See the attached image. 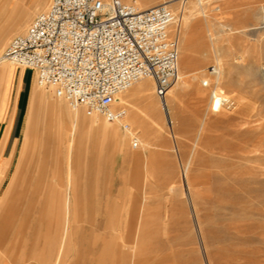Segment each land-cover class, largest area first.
Here are the masks:
<instances>
[{"label":"rangeland","instance_id":"rangeland-1","mask_svg":"<svg viewBox=\"0 0 264 264\" xmlns=\"http://www.w3.org/2000/svg\"><path fill=\"white\" fill-rule=\"evenodd\" d=\"M51 2L0 0V36L10 32L0 49V121L7 111L11 120L22 91L15 122L19 127L16 137L21 138L0 189V264H102L103 258V264L116 263L118 256L114 258L110 249L104 251L98 245L113 234L104 233V225L113 216L117 224H125L131 217V225L138 226L135 248L133 243L123 247L122 240H117L122 257L119 264H134L140 256L144 258L141 264H264V0L203 2L228 79L220 93L231 103L222 106L211 101L212 86L202 81L213 77L208 72L218 59L208 22L201 15L202 6L197 0H156L157 5L167 2L174 11L170 31L179 38V67L186 83L171 106L172 124L165 118L153 80L148 109L130 87L117 102L118 107L128 110L125 122L132 127L130 132L120 123L73 109L64 99L55 97L51 89L39 86L32 69L1 61L12 39L25 34ZM24 12L29 17L17 29L19 15ZM188 21L198 23L193 33L186 31ZM198 71L205 75L195 80ZM176 82L169 94L176 84L179 86ZM54 102L58 107L62 103L61 109L65 107L64 118L51 110ZM69 112L80 114L75 121L80 131L71 129ZM231 117L237 118L238 132L233 130ZM96 121L117 129L118 148L114 139L91 131ZM57 133L60 147L56 157L62 164L54 167L49 160ZM134 137L139 139L137 147ZM27 138L31 156L47 158L36 173H27L28 177L41 179L44 193L41 199H29V193L23 190L17 199L23 205L15 199L16 203L7 206L1 197ZM14 141L11 139L4 160ZM75 146L81 148L79 161L86 165L81 169L67 166V149ZM75 156L72 150L69 160ZM57 220L61 228L48 232ZM99 221L103 227L95 230ZM143 228L146 233L152 228L155 235L138 236ZM139 247H143L141 251ZM109 257L114 261L108 262Z\"/></svg>","mask_w":264,"mask_h":264},{"label":"built area","instance_id":"built-area-1","mask_svg":"<svg viewBox=\"0 0 264 264\" xmlns=\"http://www.w3.org/2000/svg\"><path fill=\"white\" fill-rule=\"evenodd\" d=\"M174 19L166 3L140 10L123 0H52L25 34L12 39L2 60L35 71L38 85L73 109L128 130V110L117 106V96L151 77L157 96L166 99L178 80ZM230 103L223 98L222 105Z\"/></svg>","mask_w":264,"mask_h":264},{"label":"bare ground","instance_id":"bare-ground-1","mask_svg":"<svg viewBox=\"0 0 264 264\" xmlns=\"http://www.w3.org/2000/svg\"><path fill=\"white\" fill-rule=\"evenodd\" d=\"M110 0H105V2H109ZM194 1V0H193ZM9 2V1H8ZM203 2L204 0H197V3L200 4L201 6L203 5ZM136 4H139L137 5V7H140V10H143V9H146V8H149V7H152V6H156V0H136L135 1ZM163 3H166L167 2H163ZM8 4V3H7ZM201 15L202 17H204V19L208 22V32H209V36H210V39L212 40L213 44H214V53L216 54L217 56V60H216V65L214 66H211L209 71L211 72H208L210 73L211 75H213V77H206L204 78L202 81L204 83V85L206 86H212V90H211V96H210V99L213 103H215L216 105L218 106H222V100L224 97H226L225 95H222L220 93V88L227 84L228 83V79L226 78L227 76L225 75V72L223 70V66H222V63L220 62V54H219V50L217 48V46H215V38L213 37L212 35V31H211V28H210V15H209V12L202 6V12H201ZM29 17V14L27 12H24L23 14H20L19 15V18L17 20V24H16V28L19 29L21 28L25 22L27 21ZM185 17V16H184ZM198 24V23H197ZM196 22H193L192 24L190 23L189 24V21L186 22V31L189 33H193L194 32V28L197 26ZM264 27V26H263ZM176 32H179V31H176ZM10 36V32H6L4 34H2L0 36V49L2 48V46L4 45V43L6 42V40L9 38ZM218 36V35H217ZM178 40L179 38L176 37ZM230 42V41H229ZM186 43V39H184V44ZM180 50V49H179ZM182 54V53H181ZM179 54V55H181ZM203 59L206 58V56L203 54ZM2 58H3V55L1 57V61H2ZM209 58V57H207ZM238 64V63H237ZM250 64V63H249ZM234 66V65H232ZM250 66V65H249ZM248 66V67H249ZM212 67H213V71H212ZM256 67V66H255ZM258 67V66H257ZM245 69V68H244ZM263 75H264V66H263ZM231 70V69H230ZM246 70V69H245ZM227 71V70H226ZM178 72H179V76H178V80L177 82L179 83L177 86L176 84V88L174 89L173 93L167 95L166 99H160V104L162 105L163 103V112H164V115H165V118L167 119V121H169V123H173L172 121V116H171V106L172 104L175 102L176 103V100L180 97V91L182 90V85L183 83H186V80H184V71L182 70L181 67H179L178 65ZM248 72V71H247ZM255 72V71H254ZM253 72V73H254ZM209 74V75H210ZM205 75V73H202L201 71H198L194 76L193 78L195 80L199 79L201 76ZM260 76V75H259ZM261 77V76H260ZM152 78L151 77H145V78H142L140 79L138 82H136L135 84H133L131 87V92L137 96L136 99H138L139 101H143L146 105V109L149 108L150 106V95L152 96V92H150V90H152L153 86H152ZM154 81V80H153ZM176 82V83H177ZM185 85V84H184ZM211 88V87H210ZM130 89V88H129ZM129 89L121 92L118 96H117V100L119 99H122V97H124V94L127 93L129 91ZM197 91L199 93H201V88L199 86L196 87ZM198 93V94H199ZM133 97V96H132ZM134 98V97H133ZM126 101V100H125ZM129 100H127L126 102H128ZM210 101V102H211ZM132 102H133V99H132ZM129 103V102H128ZM58 103L54 102V104L51 106V110L54 109V111L56 112V114L59 116V118H64L65 114H64V110L65 107L62 108V103H60V106L61 107H58L57 106ZM64 106V105H63ZM133 106V105H132ZM160 106V105H159ZM128 107V105H127ZM137 108V106H135V109ZM80 110V109H78ZM82 110V109H81ZM162 110V109H161ZM83 111V110H82ZM136 112L138 113V111L136 110ZM151 113V112H150ZM141 114V113H140ZM152 114V113H151ZM68 115L70 116V119L72 120V124H71V129H75V131H80L81 129H77V125H75V121H78L79 117H80V114L77 113L76 114H71L70 112L68 113ZM129 115V113H128ZM127 115V118H126V121L128 120V116ZM153 115V114H152ZM209 116V115H208ZM142 117V115L140 116ZM208 119V118H205V120ZM142 120V119H141ZM231 120L230 121L233 125V130L238 132L237 130V127L239 126L235 120H237L236 117H231ZM152 121H154V115L152 117ZM246 121V120H244ZM243 121V122H244ZM135 122V121H134ZM144 122V121H143ZM116 123H120L122 124V122H116ZM138 123V122H137ZM230 123V124H231ZM239 123V122H238ZM69 124V123H68ZM129 124V123H128ZM155 124V123H153ZM170 124V125H171ZM241 124V123H240ZM65 125V124H64ZM100 122L96 121V123H93L92 126H91V131H93L94 134H96L97 132L99 133H102L104 135L105 138H112L114 139V145L116 148L119 147V138H118V131L117 129H111L108 125H101ZM130 125V124H129ZM158 125V124H157ZM155 126V125H154ZM76 127V128H75ZM145 127V126H144ZM132 127L130 126V128L128 129V131L130 132L132 129ZM139 128V127H138ZM62 130V129H61ZM246 130V129H245ZM249 130V129H248ZM244 131V130H243ZM242 131V132H243ZM246 132V131H245ZM244 132V133H245ZM29 133V132H28ZM235 133V132H234ZM241 134V133H240ZM239 136V135H238ZM55 137V136H54ZM72 137V136H71ZM204 137V136H203ZM238 138V137H236ZM58 133L54 139L56 145H55V149L53 150L52 154H51V159L49 160L51 165L55 167L56 164H58V166H61L62 162L59 160V158L56 157V154H57V149L60 147V143L58 142ZM138 141V145H139V139L137 137H134L133 138V144H134V141ZM237 141V140H236ZM201 142V141H200ZM29 146H30V139L27 138V143L25 145V148L22 152V155L20 157V159L18 160L17 162V165L14 169V172L12 174V176L10 177V181L8 183V186L6 188V191L3 192L2 194V197L1 199H3V203L7 204V206L9 205V203H13L15 202L17 199H19V195L18 194H21L23 192V190H26V192L29 193V199H41V197L43 196V193H44V187H42V184L40 183L41 182V179L39 177H34V176H31V177H28L27 176V173H36L38 170L37 168H40L42 165H45V163H47V158H44V160H41L38 155L36 154H33L31 156L30 154V151H29ZM32 147V145H31ZM241 148V145L239 146ZM74 151L75 152V157L73 160H69V156L71 155V151ZM67 154H68V157H67V166L68 167H78V168H83V167H86L85 163L81 164V162L79 161V157H80V153H81V148L78 147V146H75L74 148L70 149L68 148L67 149ZM34 153H37V148L35 149V152ZM36 155V156H35ZM72 164V165H71ZM59 168V167H58ZM188 169H189V166L188 164L186 165L185 167V178L188 182ZM85 170V168H84ZM70 171V170H69ZM6 173L4 174L3 178L6 177ZM69 177V176H68ZM189 185V184H188ZM2 187V181L0 183V189ZM183 188V187H182ZM16 199V200H15ZM19 200H17L18 202ZM20 203L23 202V201H19ZM102 202V201H101ZM133 202V201H131ZM16 203V202H15ZM31 203V201H30ZM36 203V202H35ZM146 203V202H145ZM22 204V203H21ZM20 204V205H21ZM34 204V203H33ZM142 204V203H141ZM19 206V204H17ZM23 205V204H22ZM127 206V205H126ZM21 209H23L22 206H20ZM41 207V206H40ZM92 207V206H91ZM122 207V206H121ZM3 208V207H2ZM37 208V207H36ZM35 208V209H36ZM193 208V207H192ZM33 209V208H32ZM194 209H195V206H194ZM130 210V209H129ZM34 211V210H33ZM32 211V212H33ZM25 212V211H24ZM31 212V211H30ZM31 212V213H32ZM143 213V212H142ZM249 213V212H248ZM247 213V214H248ZM112 214V213H111ZM15 215V214H14ZM34 215V214H33ZM117 215V214H116ZM144 215V213H143ZM111 216V215H110ZM120 216V214H119ZM126 216V215H125ZM264 218V213L262 215ZM121 217V216H120ZM42 218V217H41ZM40 218V219H41ZM119 218V217H118ZM135 218V217H134ZM29 219V218H28ZM112 220L109 221V223L105 222L106 223V226L104 225V233H108V232H111L113 234H111L110 238L106 240V238H104L102 240L101 243H99L98 245H100V247L105 251L107 249H110L112 252V256H114V258L116 256H118V258L122 261V257H120V251L118 252L119 250V247H120V244L117 243V240H122V243H123V247L124 246H128L129 244L127 243H133V247L132 248H135V244L133 242V239H134V236L136 233V226L135 225H131V222H134V220L129 217V219H125L126 220V223L122 224L120 222V224H117L116 223V219L115 217L113 216L111 218ZM120 219V218H119ZM123 219V217H122ZM101 220V219H100ZM108 220V219H107ZM124 220V219H123ZM124 220V221H125ZM24 221V220H23ZM34 221V220H33ZM123 222V221H122ZM129 222V223H128ZM197 222H198V219H197ZM24 223V222H23ZM16 224V222H15ZM101 221H99L95 227V230H100L103 226L101 225ZM129 224V225H128ZM199 224V223H198ZM55 225V226H54ZM54 225H51L50 227V230L48 232H52L54 230V228H61V224L58 223V220L55 222ZM48 226V225H47ZM199 226V225H198ZM2 227V225H0V228ZM26 227V226H25ZM141 227H144L143 224ZM15 228V227H14ZM109 228V229H108ZM146 228V226H145ZM145 228H143L144 230L142 231H138L139 232V235L138 236H148V237H152L153 235H155L154 233V230H152V228L150 229L149 231V228L147 230V233L145 232ZM5 229V228H4ZM17 229V228H16ZM39 229V228H38ZM49 229V227H48ZM111 229V231H110ZM147 229V228H146ZM47 231V230H46ZM145 232L146 234L148 235H145V233L143 234L142 232ZM61 232V230H60ZM76 232V231H75ZM117 233V237L115 236V234ZM141 233V234H140ZM76 234V233H75ZM101 239V238H100ZM101 241V240H100ZM155 241V240H154ZM152 243V242H151ZM132 245V244H131ZM129 247V246H128ZM131 247V246H130ZM99 248V247H98ZM143 247H139V251L142 250ZM122 249V248H121ZM128 250V249H127ZM135 250V254L137 253L136 251L138 250L137 248L134 249ZM155 250V249H154ZM97 251V250H96ZM153 252V251H152ZM106 253V252H104ZM123 254H125L124 250H123ZM122 254V256H123ZM133 254V253H132ZM153 254V253H152ZM105 255V254H103ZM137 255V254H136ZM133 256V255H132ZM135 256V255H134ZM151 258L152 255L150 254ZM59 257V256H58ZM103 257V256H101ZM110 258V257H109ZM150 258V257H149ZM64 259V258H63ZM102 259V258H101ZM99 259V260H101ZM111 259V258H110ZM107 260L108 262H113L114 260L111 259V260ZM55 260V259H54ZM113 260V261H112ZM120 260L117 261L116 263L113 262V264H119L120 263ZM144 258H142L140 256V258L137 259V261L134 263V264H141L143 262ZM150 260V259H149ZM105 258H103V263H104ZM102 263V264H103Z\"/></svg>","mask_w":264,"mask_h":264},{"label":"crops","instance_id":"crops-1","mask_svg":"<svg viewBox=\"0 0 264 264\" xmlns=\"http://www.w3.org/2000/svg\"><path fill=\"white\" fill-rule=\"evenodd\" d=\"M21 93H22V91L19 92V99H18V102L16 103L15 109L13 110L14 112H13V117L11 118V120H10V118H8V117H10V115H9L10 113H9V111H7L6 115H4L3 119H1V121H0V154H2V157L0 160V183L2 181V186H3L5 180L8 176L10 169H11V163L13 162L16 151H17V142L21 138L20 136L16 137V135L18 134V131H19V127L15 126L16 117H17L18 112H19V102H20V98H22ZM34 96L35 95H32L30 109L32 107V102H33ZM29 113H30V110H29ZM29 113H28V117H29ZM28 117L26 120L24 131H25V128L27 125ZM24 131H23V134H24ZM13 138L15 141H14V145L12 147V150H11L10 154L7 156V158H5V160H4V157L7 153L8 147H9V143H10L11 139H13ZM2 150H3V152H2ZM5 173L7 176L3 178ZM42 233L43 232H40L39 235H41ZM0 262H1V259H0Z\"/></svg>","mask_w":264,"mask_h":264}]
</instances>
